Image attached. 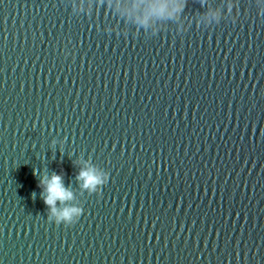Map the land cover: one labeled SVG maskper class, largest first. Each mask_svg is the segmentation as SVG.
Instances as JSON below:
<instances>
[{
    "label": "water",
    "instance_id": "95a60500",
    "mask_svg": "<svg viewBox=\"0 0 264 264\" xmlns=\"http://www.w3.org/2000/svg\"><path fill=\"white\" fill-rule=\"evenodd\" d=\"M0 264H264V0H0Z\"/></svg>",
    "mask_w": 264,
    "mask_h": 264
},
{
    "label": "clouds",
    "instance_id": "9594fccd",
    "mask_svg": "<svg viewBox=\"0 0 264 264\" xmlns=\"http://www.w3.org/2000/svg\"><path fill=\"white\" fill-rule=\"evenodd\" d=\"M78 179L84 181L83 187L89 189H95V187L102 183L101 178L95 173V170H82L79 173ZM40 183L45 186V192L47 195L43 196L44 203L51 209V216L55 217L57 224H71L73 222V216L79 214V209L76 208H64L58 210L56 208L57 200L64 202L71 198V192L64 187L62 177L60 175L53 174L51 178H43Z\"/></svg>",
    "mask_w": 264,
    "mask_h": 264
}]
</instances>
